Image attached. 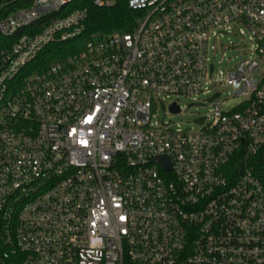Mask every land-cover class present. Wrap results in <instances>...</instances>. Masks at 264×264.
Segmentation results:
<instances>
[{
	"label": "built area",
	"instance_id": "2783aa9c",
	"mask_svg": "<svg viewBox=\"0 0 264 264\" xmlns=\"http://www.w3.org/2000/svg\"><path fill=\"white\" fill-rule=\"evenodd\" d=\"M126 1L131 31L86 36L76 4L115 0H0V264H264V0ZM223 34L240 102L161 121Z\"/></svg>",
	"mask_w": 264,
	"mask_h": 264
},
{
	"label": "rangeland",
	"instance_id": "374dc122",
	"mask_svg": "<svg viewBox=\"0 0 264 264\" xmlns=\"http://www.w3.org/2000/svg\"><path fill=\"white\" fill-rule=\"evenodd\" d=\"M219 40L223 45L232 43L234 47L223 49L219 48L216 43V49L210 51V63L213 66V74L211 83L208 86L209 91L205 94L200 93L194 96H180L178 102L182 111L177 114H170L167 105L170 99H176L175 96L165 98L164 102L160 101L156 113L161 121L170 122L172 126L178 124L183 129L196 128L199 117L203 116L214 102H218L224 111L231 110L240 102L241 97L234 94L233 88L224 82L219 83L217 78L219 70L226 73L248 57L249 52L246 49L248 44L241 37L232 34H223ZM83 44L84 42H81L79 48Z\"/></svg>",
	"mask_w": 264,
	"mask_h": 264
},
{
	"label": "trees",
	"instance_id": "16d2710c",
	"mask_svg": "<svg viewBox=\"0 0 264 264\" xmlns=\"http://www.w3.org/2000/svg\"><path fill=\"white\" fill-rule=\"evenodd\" d=\"M80 7H87L89 16L87 20L86 36L93 34H107L112 32H129L135 25L136 18L140 14L138 10H132L127 6L126 0H115L111 7H96L90 3L76 4ZM50 50L69 53L70 45L51 47Z\"/></svg>",
	"mask_w": 264,
	"mask_h": 264
},
{
	"label": "water",
	"instance_id": "95a60500",
	"mask_svg": "<svg viewBox=\"0 0 264 264\" xmlns=\"http://www.w3.org/2000/svg\"><path fill=\"white\" fill-rule=\"evenodd\" d=\"M170 109L173 112H178V106L174 103L170 106ZM161 160L163 161L165 168H167V169L170 168L169 161L166 157H161Z\"/></svg>",
	"mask_w": 264,
	"mask_h": 264
}]
</instances>
